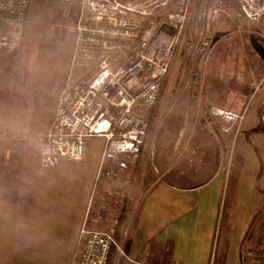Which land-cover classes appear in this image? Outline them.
I'll use <instances>...</instances> for the list:
<instances>
[{
	"label": "crops",
	"instance_id": "0c3cea01",
	"mask_svg": "<svg viewBox=\"0 0 264 264\" xmlns=\"http://www.w3.org/2000/svg\"><path fill=\"white\" fill-rule=\"evenodd\" d=\"M71 10L66 14L74 16V32L77 10ZM16 31L12 38L18 50H0V264H70L105 141L91 139L81 162L42 168L39 161L62 90L89 70L73 66V46L64 84L36 96L37 113L29 95L32 85L21 71L31 56H19L24 39L15 38ZM172 92L167 89L163 96L161 89V110L170 109ZM252 96L238 94L231 100L228 92L201 90L198 115L200 120L206 107L204 123H184V105L176 118L180 123H164L150 143L146 136V149L144 141L133 170L110 187L117 225L123 209L129 221L118 236L115 226L123 249V254L112 251L117 264H264V159L255 143L263 132L264 99L259 98L248 123L249 111L241 125L209 115L213 107L241 112ZM28 109L36 114L23 118ZM139 170L132 185L126 177Z\"/></svg>",
	"mask_w": 264,
	"mask_h": 264
},
{
	"label": "built area",
	"instance_id": "2783aa9c",
	"mask_svg": "<svg viewBox=\"0 0 264 264\" xmlns=\"http://www.w3.org/2000/svg\"><path fill=\"white\" fill-rule=\"evenodd\" d=\"M75 6L73 66L89 73L67 81L54 121L43 136L40 166L81 162L91 139L105 141L78 248L70 264H109L123 254L115 237L113 183L128 172L148 133L147 110L159 104L162 82L178 48L207 57L218 32L231 22L264 42V0H55ZM32 0H0V50L17 51L14 30L27 22ZM226 125H241L247 109L211 108ZM224 130H230L226 128Z\"/></svg>",
	"mask_w": 264,
	"mask_h": 264
},
{
	"label": "rangeland",
	"instance_id": "374dc122",
	"mask_svg": "<svg viewBox=\"0 0 264 264\" xmlns=\"http://www.w3.org/2000/svg\"><path fill=\"white\" fill-rule=\"evenodd\" d=\"M32 5H34V17L32 15L27 19L28 21L23 27L24 31L22 28H17L14 36L20 38L23 35L22 39L24 40L19 56L22 57V54H25L26 57L31 56V59L28 58L29 61L21 66V71L22 75L28 79L27 86L32 85L29 95L32 96L33 103H37L38 113L40 105L36 96L43 93L46 95L58 84L63 85L67 78L75 32L72 30L74 16H69L66 12L69 13L76 7L72 6L73 8H71L68 5L57 3L55 0H33ZM250 28L251 26L248 24L246 31L239 33L231 22H225L218 32L217 45L207 57L199 58L196 61H194L193 50L188 43L177 49L171 69L162 83V87L165 86L163 96L167 89H171V92L173 90L169 97L170 109L168 111L161 110L162 96L157 107L147 110L146 118L149 129L146 141L150 143L152 139L159 136L161 129H164V123H180L176 118L184 105L186 106L184 123H204L201 116L206 107L200 114V120L198 115L202 111L200 109L201 90H204L205 94L210 89L220 94L228 92L231 100L238 94H253L249 102L241 109L249 111L245 123L250 122L258 109L259 98L260 100L264 99V61L260 59L251 45V36L254 33H251ZM261 43L264 46V42ZM181 99L183 101H179ZM263 108L264 105L260 111L261 116L264 115ZM25 112L27 113H23V118L36 114L33 109H28ZM11 114L16 116L18 113ZM19 118H22L20 113ZM9 124L13 129L14 123ZM262 125L263 132L255 143L260 148L264 159V123ZM146 141L142 151L146 149ZM140 155L130 158L132 170L135 160L138 161ZM138 173H141L140 170L139 172L133 171L126 179L128 178L133 183L132 185H136ZM127 206L128 204L125 203V207ZM128 222L125 223V227ZM118 261L116 256L111 264H117Z\"/></svg>",
	"mask_w": 264,
	"mask_h": 264
},
{
	"label": "water",
	"instance_id": "95a60500",
	"mask_svg": "<svg viewBox=\"0 0 264 264\" xmlns=\"http://www.w3.org/2000/svg\"><path fill=\"white\" fill-rule=\"evenodd\" d=\"M251 45L260 59L264 61V46L254 35L251 36Z\"/></svg>",
	"mask_w": 264,
	"mask_h": 264
},
{
	"label": "trees",
	"instance_id": "16d2710c",
	"mask_svg": "<svg viewBox=\"0 0 264 264\" xmlns=\"http://www.w3.org/2000/svg\"><path fill=\"white\" fill-rule=\"evenodd\" d=\"M164 88H165V86H164ZM163 87H162V92H163V89H164ZM125 209H123V212L121 213V215H120V218H119V223H118V225H117V236L120 234V232H121V229H122V227L124 226V224H125ZM112 255H111V257H110V261H109V264H111V262H112Z\"/></svg>",
	"mask_w": 264,
	"mask_h": 264
}]
</instances>
